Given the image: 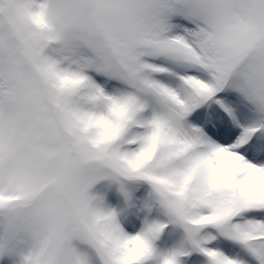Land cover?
Segmentation results:
<instances>
[{"label":"snow or ice","instance_id":"6c2138e0","mask_svg":"<svg viewBox=\"0 0 264 264\" xmlns=\"http://www.w3.org/2000/svg\"><path fill=\"white\" fill-rule=\"evenodd\" d=\"M0 264H264V0H0Z\"/></svg>","mask_w":264,"mask_h":264}]
</instances>
